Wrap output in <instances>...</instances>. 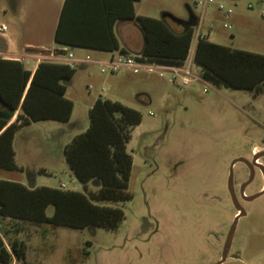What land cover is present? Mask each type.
<instances>
[{"label": "rangeland", "instance_id": "rangeland-1", "mask_svg": "<svg viewBox=\"0 0 264 264\" xmlns=\"http://www.w3.org/2000/svg\"><path fill=\"white\" fill-rule=\"evenodd\" d=\"M17 1L15 14L11 0H0V26L6 27L5 34L17 33L21 43L34 40L49 45L46 35L31 37L27 33L29 22L24 19L27 1L37 4L40 0ZM215 4L231 10L228 19ZM215 4L196 8L192 0H139L133 7L137 15L153 19H162L163 13L181 22H188L190 14L202 18L199 29L208 34L209 42L264 55V0H215ZM51 19L49 16L47 25ZM192 28L186 64L195 48L197 26ZM66 50L74 60L92 59L89 50ZM193 72L200 74L201 68L196 65ZM170 78L169 72L158 70L136 75L126 71L101 74L97 65L77 63L67 86L66 96L73 103L69 123L31 122L17 131L14 160L23 171L0 169L1 181L89 193L95 186L88 183L84 188L75 179L65 163L63 145L88 126V111L97 99L118 102L141 117L130 129L126 144L132 158L126 190L130 199L118 205L124 219L117 228L70 229L6 219L2 225L11 231L9 236L26 247L24 260L8 264L219 262L220 235L235 213L227 189L230 165L237 159L250 162L251 153L264 151L259 143L264 94L253 98L248 92L201 80L182 86L180 76L173 85ZM258 162L264 165V158ZM39 168L49 174L33 175ZM232 177L235 186L244 181L245 167L234 164ZM256 181L258 188L262 184L259 174ZM236 199L245 212L236 224L232 244L238 259L228 258L223 264H264V195L252 202L240 196ZM51 214L49 207L46 215Z\"/></svg>", "mask_w": 264, "mask_h": 264}, {"label": "trees", "instance_id": "trees-1", "mask_svg": "<svg viewBox=\"0 0 264 264\" xmlns=\"http://www.w3.org/2000/svg\"><path fill=\"white\" fill-rule=\"evenodd\" d=\"M138 1L64 0L53 41L66 48L125 54L119 49L114 26L131 21L143 34L139 56L142 60L181 67L189 55L193 28L185 29L169 18L136 16L133 5ZM193 61L201 68L200 77L205 83L223 84L248 92L253 98L264 94V55L232 50L204 38L195 44ZM73 75L74 70L60 63L43 61L30 73L20 61L0 58V169L23 171L15 163L12 147L19 129L31 122L70 120L73 103L64 96V83H69ZM140 120L138 112L118 102L97 99L88 111L87 129L63 147L69 171L84 188L88 183L97 185L94 192L28 188L0 180L1 263L24 260L26 252L24 243L11 238V231L2 225L6 219L70 229L117 228L124 219L118 205L130 199L126 190L132 158L126 152V144L130 129ZM37 173L44 175L46 171L40 169ZM49 207L52 214L48 217ZM16 233L17 230L13 232Z\"/></svg>", "mask_w": 264, "mask_h": 264}, {"label": "crops", "instance_id": "crops-1", "mask_svg": "<svg viewBox=\"0 0 264 264\" xmlns=\"http://www.w3.org/2000/svg\"><path fill=\"white\" fill-rule=\"evenodd\" d=\"M11 1L13 5V12L16 14L17 5L19 3L17 0H11ZM63 2L64 0H40V2L35 4L33 2L27 1L25 5L26 7H25V15H24V19L26 23L28 24L29 22L27 33L30 34L31 37H41V36L46 35L47 37L50 38L51 42L49 45L43 44L41 43V41H34V40H29V41H25L21 43L17 39V33L11 32L9 35H7L5 34V31L7 30L6 29L3 33H0V58L20 61L23 64L24 68L30 73H33L35 71L37 65L40 62H43V61L50 62L49 60L50 55L55 56V59L58 60V62L56 63L64 64V60H65L64 54L70 53V52L66 50V47L57 45L53 41L54 31L57 25V21L59 18V14H60ZM165 14L167 13H163V15ZM135 15L140 16V15H137L136 13ZM49 16L50 18H52L51 19L52 22L49 25H47L46 20L49 18ZM172 28L175 30L178 29L177 26H174V25H172ZM114 35L118 41L120 50H123L125 54H128V55L140 56L141 51L143 49V45H144V38H143L142 31L138 28V26L134 22H131V21L118 22L114 26ZM91 53H92L91 54L92 59L90 62L84 61L82 57H76L75 61L77 63H82L84 65L89 64V63L95 65V63H105L109 59H111L113 56H115L116 54H119V52L105 53V52H96V51H91ZM105 54H108V56L105 57ZM52 63H55V62H52ZM26 66H30L31 68L28 69ZM67 84L68 86H70L71 81ZM66 94H67V86H66V91H65L64 96L66 99H68ZM15 116L10 120L8 125L14 121ZM69 121L67 123H69ZM87 127L84 129V131L87 129ZM13 143H14V138L12 142V147H13ZM65 145H63V147ZM40 169H43V168L34 170L32 174L36 175V173ZM48 174L49 173L46 171V174L44 175H48ZM32 187L34 186L30 185V188Z\"/></svg>", "mask_w": 264, "mask_h": 264}, {"label": "built area", "instance_id": "built-area-1", "mask_svg": "<svg viewBox=\"0 0 264 264\" xmlns=\"http://www.w3.org/2000/svg\"><path fill=\"white\" fill-rule=\"evenodd\" d=\"M192 2H193L194 7L196 8H205L207 6L215 4V0H192ZM215 6L217 8V11H219L225 19L229 18V15L231 14V10L224 9V7L220 4H215ZM195 22H196L195 26H197V31L195 34V44H196L198 39L207 38L208 34H203L200 32L199 28L202 22V18L196 19ZM223 28L229 29V26L223 25ZM5 30H6L5 26H0V33H3ZM64 59H65L64 65H66L70 70H74L77 62L73 59L72 54L65 53ZM49 60L50 62L51 61L55 63L58 62V60H56L55 56L53 55H50ZM186 61L183 63L181 67H178V68L177 67H166V66H158V65L146 63L139 56H132L128 54L119 53L113 56L107 62L95 63V65L99 66L101 74H109V75H116L122 71L131 72L132 74H135V75L141 72L151 73L157 70L166 71L171 74V78L169 79V82L173 85L176 84V78L178 76L181 77L182 86H187L193 81H200V80L203 81L200 77V74L193 72V69L196 66V64L193 61V56H192V59H190L187 64H186ZM203 92L205 93L206 89H204Z\"/></svg>", "mask_w": 264, "mask_h": 264}, {"label": "flooded vegetation", "instance_id": "flooded-vegetation-1", "mask_svg": "<svg viewBox=\"0 0 264 264\" xmlns=\"http://www.w3.org/2000/svg\"><path fill=\"white\" fill-rule=\"evenodd\" d=\"M259 143L262 146H264V117H263L262 137H261V140H260ZM261 153H264V151L261 152ZM256 154H259V153H251L250 161L252 160L253 156L256 155ZM262 158H264V157H262ZM238 164H242L245 167L246 172H247V178L244 181H242L241 183L237 184L236 186L234 185V181H233L232 190L234 192V195L235 196H240L241 192H242L244 194V196L248 195L250 197V196H253V195L258 194L260 192H264V175L262 174V172L258 168L254 167L253 178L251 179V181H249V177H250L249 168L243 163H238ZM259 164H261V163H259ZM261 165L264 168V165L263 164H261ZM256 174H259L261 176V181H262V184L258 188H256L257 187ZM246 183H248V184L243 189H241V187L244 184H246ZM252 185H255L254 186V191L250 192L251 191L250 187H252ZM238 214L239 213H237V211L235 210V213L232 215V218H231L229 226L227 227V229H225L223 234L220 235V239H221L222 242H221V248H220V260H219V262L222 260V257L224 256V261L221 264H223L228 258L238 259V257L232 253V247H233L232 244H233L234 235H235V232H236V225L231 231L233 220H234V218L236 216H238ZM237 222H236V224H237ZM230 232H231V234H230Z\"/></svg>", "mask_w": 264, "mask_h": 264}, {"label": "water", "instance_id": "water-1", "mask_svg": "<svg viewBox=\"0 0 264 264\" xmlns=\"http://www.w3.org/2000/svg\"><path fill=\"white\" fill-rule=\"evenodd\" d=\"M164 18L171 19L173 22L177 23L178 25L182 26L185 29L192 28L193 26H195V23H196L195 22V18L191 14H190V18H189V21L188 22H181V21L175 20L172 16H170L168 14H165L162 19H164ZM65 85L68 86L67 83H65ZM262 157H264V153H259V154L254 155L253 158H252V160L250 162H248L246 160H243V159H237V160H234L231 163V165H230L229 175H228V182H227V189H228V193H229V196H230L232 205H233L234 209L237 211V213H239L238 216H236L234 218V220H233V224H232V227H231V231L235 227L236 222L240 218H242V217L245 216V212L240 207V205H239V203H238V201L236 199V196L234 195V192L232 190V188H233L232 168H233L234 164H236V163H243V164H245L249 168V171H250L249 181H251V179L253 178V174H254V167L258 168L262 172V174L264 175V168H263V166L261 164L258 163V160L261 159ZM248 183L244 184L241 187V189H243ZM94 186H97V185H94ZM263 194H264V192H260L258 194L253 195V196L246 197L241 192L240 197L245 202H252L253 200L257 199L258 197H260ZM230 234H231V232H230ZM223 261H224V256L222 257V260L220 262H218L217 264H221Z\"/></svg>", "mask_w": 264, "mask_h": 264}]
</instances>
